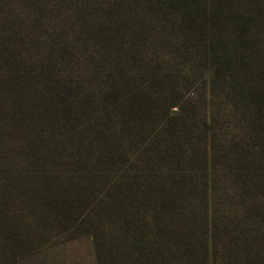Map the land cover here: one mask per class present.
<instances>
[{
    "label": "trees",
    "instance_id": "1",
    "mask_svg": "<svg viewBox=\"0 0 264 264\" xmlns=\"http://www.w3.org/2000/svg\"><path fill=\"white\" fill-rule=\"evenodd\" d=\"M264 264V0H0V264Z\"/></svg>",
    "mask_w": 264,
    "mask_h": 264
},
{
    "label": "rangeland",
    "instance_id": "2",
    "mask_svg": "<svg viewBox=\"0 0 264 264\" xmlns=\"http://www.w3.org/2000/svg\"><path fill=\"white\" fill-rule=\"evenodd\" d=\"M63 249L58 264H93L92 252L86 238L74 240Z\"/></svg>",
    "mask_w": 264,
    "mask_h": 264
}]
</instances>
